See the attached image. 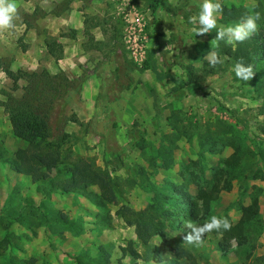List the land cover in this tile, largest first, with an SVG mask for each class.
Here are the masks:
<instances>
[{
	"label": "rangeland",
	"instance_id": "374dc122",
	"mask_svg": "<svg viewBox=\"0 0 264 264\" xmlns=\"http://www.w3.org/2000/svg\"><path fill=\"white\" fill-rule=\"evenodd\" d=\"M99 1L105 3L102 16L82 13L85 36L87 28L96 25L100 28L104 25L113 33L116 50L113 61L105 71L95 99L86 100L81 94L71 92L65 103L52 108L51 135L44 140L47 148H43L41 162L43 169L53 174L62 155L71 160H92L99 168L109 171L116 184L115 200L96 208L73 193L51 194L41 206L44 215L47 217L51 211L75 218L83 227L78 234L64 227L54 228L49 218H35V227L26 230L2 213L0 239L7 232L9 244L2 251L0 261L12 257L32 259L29 264H77L76 255L96 256L101 247L109 264L118 261L130 264L134 259L120 252V247L129 244L142 258H147L146 264H162L156 262L153 252L154 246L162 250L161 239L154 235L147 245H142L135 236L134 226L126 224L125 219H131L134 212L146 206L153 190L165 192L169 182L180 185L191 199L198 201L210 184L220 178L222 160L231 152V147L220 141L210 151L201 149L202 137L210 131L217 137L231 136L252 154L244 155L239 177L232 181L228 191L218 194L211 203L210 216L202 224L212 215L234 222L239 216V206L247 204L253 193L259 201L258 222L249 226L246 244L224 255L217 249L221 236L216 230L205 234L201 247L183 242V236L191 229L185 234L168 229L165 239L186 249L194 264H264V100L244 91L247 81L238 79L232 63L222 56L223 63L214 72H203L202 62L207 61L205 56L215 51V47L208 33L197 35L193 28L198 25L189 23V17L198 12L200 0H178L167 9L159 0L163 12L172 14L171 19L167 14L154 16L149 8L152 0H128L127 4L126 0ZM220 1L227 6L240 5L249 13L259 12L258 31L264 28V0ZM67 2L66 7L72 1ZM92 2L78 0V8H87ZM49 3L16 0L15 27L0 31V148L6 154L25 145L13 136L2 108L8 95L20 94L24 80L18 79L17 88L13 89L1 67L25 72L43 68L41 63L49 55L45 46L41 49L42 29L45 30L41 26L58 7L56 2ZM136 11L144 19L147 35L140 64L128 57L122 43V30ZM49 23L55 26V22ZM235 23L222 22L217 15L218 26ZM20 42L25 45L24 51ZM154 66L159 77L151 70ZM189 69L198 74L199 80L190 81ZM71 117L79 123L72 122ZM61 133L67 135L63 140ZM55 144L59 145V153L53 151ZM164 150L168 157L166 168L158 167ZM36 186L25 176L5 178L0 168V210L5 207L18 210L25 199H32L37 205L41 198ZM230 244L233 247L234 241L230 240Z\"/></svg>",
	"mask_w": 264,
	"mask_h": 264
},
{
	"label": "trees",
	"instance_id": "16d2710c",
	"mask_svg": "<svg viewBox=\"0 0 264 264\" xmlns=\"http://www.w3.org/2000/svg\"><path fill=\"white\" fill-rule=\"evenodd\" d=\"M220 3L223 5V13L219 14L222 22H238L244 14L249 13L240 5L227 6L221 1ZM157 4H159V0H152V3L149 4L150 10L153 11ZM160 4L168 8L166 4ZM263 32L264 28L243 43L229 45L220 41L219 46L215 47L219 56H222L226 62H231L233 67L237 61L241 60L245 65H252L255 74L251 80L247 81V88L244 91L257 100H264ZM215 36L216 29L208 33L210 39L214 40ZM43 43L47 54L56 61L61 55V46L52 37L45 38ZM20 48L22 51L25 50V45L21 42ZM143 63L144 66L147 65L145 61ZM218 67L219 64L212 67L208 61L202 62V70L207 74L214 72V69ZM1 70L11 80L13 89L17 88L18 79L24 80L20 94L17 97L8 95L2 103V108L13 136L22 140L25 145L16 148L12 154H6L0 148V168L4 171L5 178L7 175H21L28 177L32 183H36V191L41 199L37 205L32 199H25L18 210L3 208V211L0 210V220L2 213L7 214L26 230L31 231L36 225L35 218H49L54 228L64 227L78 234L83 227L75 218L71 219L59 212L51 211L46 217L41 206L51 194L73 193L83 197L94 207L103 208L106 203L115 200L116 184L109 171L99 168L92 160H71L62 155L54 166L53 174H49L42 167L41 157L43 148H47L44 140L51 135L49 118L52 108L56 104L65 103L68 95L78 90L80 81L69 79L61 70L55 73H49L45 68L32 72L12 71L7 67H1ZM151 70L159 77V70H156L155 66L151 67ZM189 77L190 81L199 80L198 74L191 69H189ZM70 120L79 123L75 117H71ZM65 137L67 135L61 133V139L63 140ZM202 139L201 149L210 151L212 146L220 141L223 145L230 146L231 152L222 160L223 167L220 178L210 184L198 201L191 199L180 185L169 182L165 192L153 190L146 206L134 212L131 219H125L126 224L134 226L135 236L142 245H147L149 239L154 235L161 239L160 248L162 250L156 246L153 248L156 262L194 264L191 254L186 249L178 244H170L165 239L166 230L185 234L188 230L185 227L186 222L192 221L202 225V222L211 214V203L221 191H228L232 181L239 177L244 155L252 154L250 150L242 148L231 136L217 137L215 133L208 131ZM54 147L53 151L59 153V145L55 144ZM167 161L168 157L164 150L158 167L166 168ZM259 208L258 197L253 193L247 204L239 206L238 218L234 222L229 220L232 224L231 230L226 231L223 228L219 230L221 241L217 243V249L222 255L247 243L249 226L258 222ZM4 228L7 229L5 225ZM230 240L234 241L233 247ZM8 244L9 234L6 232L0 239V256ZM120 252L122 255H130L134 259L130 264H146L147 258H142L140 253L129 244L120 247ZM74 259L77 264H109L107 253L101 247L98 248L96 256L80 253ZM135 260H140L141 263ZM31 261L32 259L16 260L8 257L4 262L0 261V264H29ZM117 263L121 264L120 261Z\"/></svg>",
	"mask_w": 264,
	"mask_h": 264
},
{
	"label": "crops",
	"instance_id": "0c3cea01",
	"mask_svg": "<svg viewBox=\"0 0 264 264\" xmlns=\"http://www.w3.org/2000/svg\"><path fill=\"white\" fill-rule=\"evenodd\" d=\"M67 1L46 0L47 4L56 2L55 4L58 7L50 13L51 15L47 16L48 18L45 19L48 21L47 23L42 22L41 27L45 30L42 29L41 49L44 48V37L51 36L61 46L62 51L56 61L48 56L46 62H42L41 65L49 73L61 70L69 79L80 81V86L74 93L81 94L82 98L86 100H92L96 98L98 89L101 86V80L105 76V71L113 61L114 52L116 51L115 46L113 48L112 44L113 33H110L104 25L101 28L96 25L92 28H87L86 33L88 35L85 36L82 13L86 12V14L102 16L105 13L104 2L94 0L87 8L81 9L80 7L78 8V0H70L72 2L66 7ZM177 1L162 0V3L169 7L176 5ZM180 1L182 2L183 0ZM60 4H63L64 7L61 8ZM163 8L167 9L166 7ZM152 14L154 16H157V14L164 16L167 13L163 12L158 4ZM167 16L170 19L172 18V14H167ZM49 21L55 22V26H51ZM65 29H70L69 33L68 31L64 32Z\"/></svg>",
	"mask_w": 264,
	"mask_h": 264
},
{
	"label": "clouds",
	"instance_id": "9594fccd",
	"mask_svg": "<svg viewBox=\"0 0 264 264\" xmlns=\"http://www.w3.org/2000/svg\"><path fill=\"white\" fill-rule=\"evenodd\" d=\"M222 13L223 5L220 3V0H200L198 12L189 17V23L198 25V27L193 28V31L200 36L216 29V36L211 42L214 47H218L220 41H224L229 45L243 43L258 31L257 21L261 18L259 12L246 13L235 24L218 26L217 15H222ZM16 16V0H0V31L14 28L13 21L16 19ZM205 59L212 67L223 63V60L216 51H209ZM233 71L238 79L245 81L251 80L255 74L252 65H245L242 60L235 63ZM185 227L191 229V232L183 236V242L188 245L201 247L204 244L203 237L206 233H211L214 230L219 231L221 228L230 231L232 224L226 217L212 215L202 225L188 221Z\"/></svg>",
	"mask_w": 264,
	"mask_h": 264
},
{
	"label": "built area",
	"instance_id": "2783aa9c",
	"mask_svg": "<svg viewBox=\"0 0 264 264\" xmlns=\"http://www.w3.org/2000/svg\"><path fill=\"white\" fill-rule=\"evenodd\" d=\"M128 0H126V3ZM145 22L139 11H136L131 19L126 21L122 30V43L128 57L140 64L145 55L147 35L145 33Z\"/></svg>",
	"mask_w": 264,
	"mask_h": 264
}]
</instances>
